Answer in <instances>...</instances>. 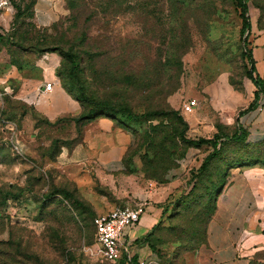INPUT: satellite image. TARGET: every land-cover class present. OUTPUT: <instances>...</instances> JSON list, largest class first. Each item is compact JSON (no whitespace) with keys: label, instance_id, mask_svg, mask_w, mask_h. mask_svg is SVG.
Listing matches in <instances>:
<instances>
[{"label":"rangeland","instance_id":"obj_1","mask_svg":"<svg viewBox=\"0 0 264 264\" xmlns=\"http://www.w3.org/2000/svg\"><path fill=\"white\" fill-rule=\"evenodd\" d=\"M7 1L0 264H110L88 251L94 219L139 204L143 215L162 211L130 256L195 264L231 184L254 187L250 206L264 211V95L255 101L244 57L250 49L264 80V0H247L246 42L232 0H61L45 25L36 21V0ZM31 80L54 85L38 95L41 112L15 96L32 95L23 88ZM188 100L197 107L183 114ZM91 109L98 116L88 120ZM236 131L241 140H225ZM216 140L218 154L200 170ZM102 151L119 156L118 166L103 168Z\"/></svg>","mask_w":264,"mask_h":264},{"label":"crops","instance_id":"obj_2","mask_svg":"<svg viewBox=\"0 0 264 264\" xmlns=\"http://www.w3.org/2000/svg\"><path fill=\"white\" fill-rule=\"evenodd\" d=\"M60 1L53 0L52 5L49 0H36L34 6L36 21L42 25L53 21V14L57 11L55 5ZM0 82H3V79H0ZM35 82L31 80L28 85L26 82L23 84V88H31L32 95L24 97L20 93L15 96L34 104L36 110L41 112L44 100L38 95L51 93L54 85L51 91L47 92L43 88L45 83L39 86ZM98 161L103 168L112 169L118 166L120 157L113 159L110 152L102 151ZM255 192L254 187L249 185L231 184L219 195L216 209L207 223L206 244L198 248L194 257L195 264H264V211L250 206ZM255 201L261 204L258 199ZM149 210L154 212H146L142 216V221L140 220L141 225L139 222L124 238L129 252L133 246L132 241L153 226L156 217L161 214L158 211H162L153 208Z\"/></svg>","mask_w":264,"mask_h":264},{"label":"built area","instance_id":"obj_3","mask_svg":"<svg viewBox=\"0 0 264 264\" xmlns=\"http://www.w3.org/2000/svg\"><path fill=\"white\" fill-rule=\"evenodd\" d=\"M0 10H10V4L7 0H0ZM43 88L44 91L50 92L52 84L47 82ZM196 107L197 102L195 100H188L184 103L182 112L189 114ZM143 209L144 205L139 204L134 208L117 207L107 213L97 215L94 219L95 243L88 248V251L110 264H116L123 254L129 260L131 256L124 238L128 231L139 224L144 213ZM139 264L145 263L141 261Z\"/></svg>","mask_w":264,"mask_h":264},{"label":"trees","instance_id":"obj_4","mask_svg":"<svg viewBox=\"0 0 264 264\" xmlns=\"http://www.w3.org/2000/svg\"><path fill=\"white\" fill-rule=\"evenodd\" d=\"M232 1H234L237 4V7L240 9L241 17H242V25H241L240 33L242 36H244L247 33L246 37H244V39H243L244 42H246L248 34L250 32V23H249L248 16H247V13H248L247 0H232ZM244 57L248 60V62L250 64V70L248 72V78L251 80V82L254 84V86L258 90V92L255 95L256 96L255 101H257L259 94L264 95V80L257 74L255 63L253 60V55H252V52L250 49L246 50L244 52ZM254 104L255 103H250L245 110H243L242 112L239 113V115L243 116L245 113L252 110L254 108ZM106 106H108V105L106 104ZM106 108H108V110L112 111V108H109V107H106ZM97 116H98V113H95V111H93V109H91L85 118L88 120H91V119L96 118ZM127 117L132 118V115L128 114ZM78 121L79 120H76V122H78ZM224 138H225V140L239 141L242 139V133L236 131L230 136L225 135ZM182 142L186 143V144L188 143L189 145H194V146L199 145L198 143H195L192 141H187L186 139H182ZM209 142H212V141L209 140ZM216 146H217V140L213 141V144H212L213 152L205 157L202 165L200 166V170H204L207 167L208 163L216 157V155L218 154ZM117 263L139 264L138 259L135 256H132L128 260L125 254L123 255V257H121V259H119V261Z\"/></svg>","mask_w":264,"mask_h":264}]
</instances>
